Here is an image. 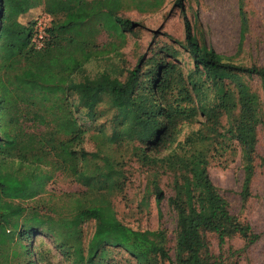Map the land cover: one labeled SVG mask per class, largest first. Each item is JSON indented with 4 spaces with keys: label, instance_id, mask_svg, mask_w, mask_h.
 <instances>
[{
    "label": "trees",
    "instance_id": "trees-1",
    "mask_svg": "<svg viewBox=\"0 0 264 264\" xmlns=\"http://www.w3.org/2000/svg\"><path fill=\"white\" fill-rule=\"evenodd\" d=\"M184 1L173 0L183 37H169L188 57L190 67L182 73L168 59L175 50L162 46L131 68L108 62L119 55L126 34L141 26L123 13H152L164 0H0V264H235L257 241L259 233L230 212L207 168L212 162L224 168L238 153L244 207L255 169L264 165L256 152L264 124V65L238 59L247 31L241 0L232 55L204 42L197 12L190 22ZM39 7L40 15L29 18ZM42 14L48 22L36 48L34 25ZM102 33L106 40L98 43ZM99 60L102 68L85 73L88 63ZM102 92L123 99L108 117L110 133L96 132L115 158L86 151L88 127L72 108L88 96L86 112L95 121L106 111L90 97ZM131 123L143 134L130 143L128 156L121 129ZM131 157L144 180L136 208L146 209L149 197L156 207L152 229L130 226L113 207V197L123 195L125 159ZM87 162L110 171L106 184L83 180ZM57 173L84 188L65 193L59 205L46 189ZM164 188L174 218L169 232L160 223ZM88 222L92 230L85 238ZM234 239L241 245L234 247ZM114 253L123 261H115Z\"/></svg>",
    "mask_w": 264,
    "mask_h": 264
},
{
    "label": "rangeland",
    "instance_id": "rangeland-1",
    "mask_svg": "<svg viewBox=\"0 0 264 264\" xmlns=\"http://www.w3.org/2000/svg\"><path fill=\"white\" fill-rule=\"evenodd\" d=\"M242 8L247 17V31L241 49L238 52V59L245 64L254 63L256 65H264V0H241ZM184 12L186 18L191 22L192 13L197 12L199 30L204 42L211 46L215 51L224 55H232L236 51L238 40V0H185ZM40 7L29 18L40 15ZM123 16L140 23L137 31L126 34L124 44L119 48V55L109 58L108 62L114 67L131 68L139 56L145 58L151 55L152 50L157 47H167L175 50L176 54L168 58L181 67L182 73L190 67L186 53L172 40H181L183 37V25L181 15L173 5V0H164L163 5L152 13H137L136 11H128ZM28 19V18H27ZM26 21V20H24ZM106 40L105 34L98 36V43ZM111 59V60H110ZM107 62V63H108ZM105 61H92L86 65L87 74L91 75L96 70L103 67ZM252 85L259 91L256 80L252 81ZM81 97L74 104L73 111L77 115L78 120L88 127L83 142L87 152H98L110 155L112 158L117 155L112 151L104 137L97 134V129H102L104 135L110 133L108 117L111 115L113 107L123 99L114 97L110 93H94L90 99L100 102V107L106 111L105 115L91 121L86 112V100ZM137 101V99H136ZM119 112L123 111L122 107H118ZM202 121L201 116L197 117ZM198 123H192L189 128L194 129ZM187 127L184 131H187ZM121 133L128 141L124 145L127 155H130L131 142L142 135L143 132L133 123L125 125L121 129ZM182 135L179 139H182ZM256 152L264 158V124L261 125L257 133ZM133 157L126 158L128 165L124 177L127 182L123 190V195H116L112 199L114 210L119 218L132 227L138 228H155L158 224L156 207L152 197H149V203L146 209L138 210L136 208L139 193L143 185V176L136 169L137 163L132 161ZM208 176L211 182L222 190L223 195L229 204L231 213H235L240 218L247 220L251 229L259 233V238L245 251L240 252L234 258L235 264H264V165H258L250 183V196L241 207L238 195L241 184V170L238 161V153L236 152L233 161L229 162L226 167L222 168L212 162L208 168ZM110 178V171L90 162H87V168L83 172V180H93L101 185L106 184ZM165 185V179L162 180V186ZM46 189L53 196V201L58 205L66 199L65 193H73L75 191L82 192L83 186L72 180L70 177L62 174L55 176L47 183ZM164 198L161 200L159 208L161 211L160 223L167 231H171L174 226V218L172 212L166 205L165 197L168 190L164 188ZM92 230V222L84 225V234L87 238ZM230 243L234 247L241 245L239 240H232ZM216 251L215 243H212ZM227 244L223 246L226 249ZM114 260L123 261L120 254L114 253Z\"/></svg>",
    "mask_w": 264,
    "mask_h": 264
},
{
    "label": "built area",
    "instance_id": "built-area-1",
    "mask_svg": "<svg viewBox=\"0 0 264 264\" xmlns=\"http://www.w3.org/2000/svg\"><path fill=\"white\" fill-rule=\"evenodd\" d=\"M48 22V17L44 14H42L39 18L36 19L35 25H34V41H35V47L39 48L42 44V39L44 35V28Z\"/></svg>",
    "mask_w": 264,
    "mask_h": 264
}]
</instances>
